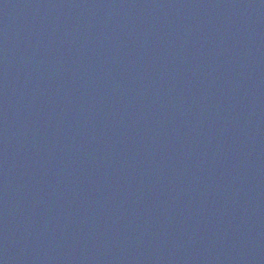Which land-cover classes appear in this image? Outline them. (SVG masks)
I'll list each match as a JSON object with an SVG mask.
<instances>
[{
	"label": "water",
	"instance_id": "obj_1",
	"mask_svg": "<svg viewBox=\"0 0 264 264\" xmlns=\"http://www.w3.org/2000/svg\"><path fill=\"white\" fill-rule=\"evenodd\" d=\"M0 264H264V0H0Z\"/></svg>",
	"mask_w": 264,
	"mask_h": 264
}]
</instances>
